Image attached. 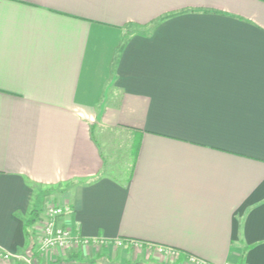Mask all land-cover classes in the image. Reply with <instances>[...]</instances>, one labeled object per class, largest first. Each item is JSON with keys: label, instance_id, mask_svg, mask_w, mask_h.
Here are the masks:
<instances>
[{"label": "crops", "instance_id": "1", "mask_svg": "<svg viewBox=\"0 0 264 264\" xmlns=\"http://www.w3.org/2000/svg\"><path fill=\"white\" fill-rule=\"evenodd\" d=\"M92 128L127 137L126 178L99 175ZM52 201L91 244L37 250ZM117 239L131 264H264V0H0V252Z\"/></svg>", "mask_w": 264, "mask_h": 264}, {"label": "rangeland", "instance_id": "2", "mask_svg": "<svg viewBox=\"0 0 264 264\" xmlns=\"http://www.w3.org/2000/svg\"><path fill=\"white\" fill-rule=\"evenodd\" d=\"M91 137L96 144V147L99 151V153L102 154L103 157H101V160L104 164H102L101 171L99 175L101 176H112L115 178H126L129 173L130 169V162H131V149L132 147L127 144L128 139L126 136L117 134L116 132H104V137L101 136V131L97 129L92 128L91 132ZM103 138V140L106 141H111L112 144L109 147H105L104 144L100 145L96 142V140H100ZM131 145V142H130ZM98 175V176H99ZM55 189H62V186H59ZM64 197H62L61 200H63ZM57 204H64V203H58L57 201H52L48 206L50 205H57ZM34 233H35V240L37 242L39 234L37 233V225L34 227ZM34 245V243H33ZM81 247V246H80ZM59 249H69V253H71L72 247L67 246L65 248H59ZM76 251L79 250V248H74ZM142 249V246H137V247H118L116 246L110 251H103L100 252V256L97 252L93 251L92 248L88 250L89 255H84L87 257H79L78 255L76 256V261L74 262H68L67 264H131L133 261L132 259L137 260L139 258V250ZM31 249L29 248V251ZM102 251V250H101ZM146 253L148 254L147 257V262L149 264H174V260L176 258V255L172 254L170 251L162 250L159 248H151L148 250H145ZM31 254V253H30ZM29 253L19 256L18 258H14L15 260H18V264H34V259L35 257L30 255ZM73 254V252H72ZM82 256V255H81ZM97 256V257H96ZM70 259V258H69ZM9 260H3L2 262L4 263H9L11 262ZM135 261V262H136ZM65 262H67L65 260ZM189 264V261H187ZM138 264H143V263H138Z\"/></svg>", "mask_w": 264, "mask_h": 264}, {"label": "built area", "instance_id": "3", "mask_svg": "<svg viewBox=\"0 0 264 264\" xmlns=\"http://www.w3.org/2000/svg\"><path fill=\"white\" fill-rule=\"evenodd\" d=\"M70 211L66 204L50 205L46 207L42 220L37 222V233L39 234L37 250L45 252L52 249L65 248L67 246H88L91 242L75 234L68 226L58 224V218L68 214ZM115 246L122 247L123 242L119 239L114 241ZM18 255L0 252V262L11 258H18ZM190 263L198 264L193 257L188 260Z\"/></svg>", "mask_w": 264, "mask_h": 264}, {"label": "trees", "instance_id": "4", "mask_svg": "<svg viewBox=\"0 0 264 264\" xmlns=\"http://www.w3.org/2000/svg\"><path fill=\"white\" fill-rule=\"evenodd\" d=\"M36 216H37V211H34V210H33V214H32V216L29 218V220L26 222V225H27V226L31 225V224L35 221ZM27 235H28L29 241H31L30 238L32 237V233H31L29 230L27 231ZM31 242H32V241H31ZM29 247H30V249H31L30 251L34 250V245H33L32 243L30 244ZM31 255L34 256V254H32V253H31ZM237 264H242V261H239Z\"/></svg>", "mask_w": 264, "mask_h": 264}]
</instances>
